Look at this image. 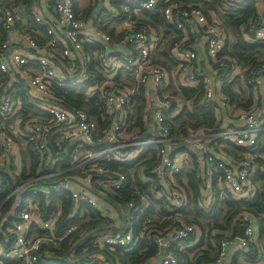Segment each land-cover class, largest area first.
Masks as SVG:
<instances>
[{"label":"built area","instance_id":"1","mask_svg":"<svg viewBox=\"0 0 264 264\" xmlns=\"http://www.w3.org/2000/svg\"><path fill=\"white\" fill-rule=\"evenodd\" d=\"M121 1L137 3L134 12L152 11L160 6L169 26L184 35L191 30L200 32L208 57L213 63L218 60L224 47L222 34L217 24L207 20L201 6L172 0ZM245 1L249 0H221V10H234ZM30 14L28 21L17 8L0 3L1 29L7 34L0 43V188L5 184L4 179L9 185L7 197L0 202V264H37L44 245H57L61 240L54 235L58 211L44 219L37 211L35 199L38 197L45 199L48 206L50 196L67 195L71 200L69 218L87 205L115 222L105 215L108 206L118 209L107 200V193L128 188L129 178L125 171L110 169L111 163H132L127 169L132 179L141 181L154 200L164 202L174 222L163 231L145 232L143 229L141 237L155 235L156 255L152 264H176L172 247L185 242L196 245L200 234L196 225L182 219L181 210L187 208L188 198L174 178L181 170L177 160V140H184L197 152L198 175L203 176L209 170L206 166L215 164L222 172L217 178L222 191L242 201L255 197L258 187L251 178L257 174L261 176L264 167L258 166L249 153L235 158L226 157L220 149L214 150L218 143H229L247 151L256 145L258 135L264 131V122L253 110L232 112L226 97H221L216 112L234 113L242 125L240 128L210 135L202 130H187L176 139L164 122L171 112V103L166 97L159 96L168 86V73L165 68L151 63L152 52L160 38L155 39L146 29H136L132 18L125 19L121 32L125 34L123 43L127 52L120 60L118 47L114 51L104 49L98 58L101 80L97 82L88 71L90 59L84 44L104 47L110 43V35L103 30L86 31L84 22L75 15L74 0H32ZM37 25L44 27L45 38L35 30ZM245 35L251 41H264V21L250 24ZM17 38L19 41L14 42ZM174 51L181 56L179 73L185 81L196 86L202 84L205 102L214 98L209 76L202 74L194 63L195 53L183 50L180 45L174 46ZM260 76L264 77V65L249 72V83H256ZM120 77L122 79L118 81ZM64 89H85V96L89 98L97 95L111 124L99 129L86 112L66 107L63 97L58 95ZM139 89L145 91V113L151 119L148 129L142 133L130 130L127 120L132 97ZM149 91L155 93L153 97ZM154 149L157 161L151 164L148 159ZM30 153L36 158L33 173L30 171ZM138 198L128 202L126 207L130 215L141 217L144 209L151 208L152 198L142 194ZM10 199L12 205L2 213L1 207ZM95 199L108 206L95 203ZM199 205L208 208L206 200ZM239 222L245 226L244 238L234 236L222 240L211 264H234L227 261L229 251L248 253L256 236L254 220L251 215L242 214ZM125 227H128L127 231L96 237L93 236L98 232L90 235L91 232L92 248L97 251L128 248L134 238L131 223H126ZM74 229L70 226L63 236ZM98 255L102 254L92 253L84 264H100L95 261ZM102 264L110 263L105 258Z\"/></svg>","mask_w":264,"mask_h":264},{"label":"trees","instance_id":"2","mask_svg":"<svg viewBox=\"0 0 264 264\" xmlns=\"http://www.w3.org/2000/svg\"><path fill=\"white\" fill-rule=\"evenodd\" d=\"M172 1L182 2L186 5L189 3L199 4L202 0ZM255 2V0L245 1L238 5L234 10L228 11L226 9H218L222 8L221 0H208L206 3L203 2L204 5H207L208 11L219 14V27L222 29L223 33L226 34V40L231 38L230 42H225L223 50L218 55L216 64H212V68L215 71L217 77L216 80L219 81L221 94L226 97L227 103L234 109L249 110L254 90L252 85H249L248 83L249 72L264 65V41L255 40L248 43L244 40V34L248 26L250 24H258L260 20ZM0 3L5 4L7 7L17 8L22 16L30 21L29 17L31 15L32 0H1ZM118 5L119 7H122V4L119 2ZM137 6V3L127 4V9L130 11L129 14H132L131 18L136 23V29H146L149 33L154 31L159 33L161 31L163 34V46L160 55L164 58V61H160L157 58V55L153 54L157 48L161 47L159 44L152 52L151 63L163 68L166 67L165 69L168 71L169 66L166 60L168 59V54L172 47L183 44L184 48H189L191 44H194L195 36L189 35L188 38L185 39V35L182 32L169 26L163 19L160 6L152 11L141 10L139 15H136L133 9L137 8ZM204 13L207 20L211 21L208 12L204 10ZM125 17L126 15L119 16V18L114 21L122 22ZM103 29L110 35V43L120 42L125 35L122 32H115L113 28L107 29V25L106 28ZM35 30L41 33L42 36L45 35L44 27L37 25ZM35 34L36 32L32 33L33 36ZM6 36L7 34L1 29L0 21V43L5 40ZM43 40L44 39H40V41ZM98 51V55H100L104 52V48H99ZM233 61H235V64L247 68L244 72V76L242 75L247 83L245 88L248 90V98L245 102L240 99L238 93L234 90L235 86H238L240 87L238 89L241 91L240 96L243 94L242 87L239 83V76L232 78V71L234 70L232 66ZM93 62L90 58L88 71L90 72L91 77L99 82L101 80V74L97 67L98 56L97 59H93ZM159 94L160 98L166 97L171 103V112L166 115L164 122L165 125L168 126L170 134L173 137L181 136L185 134L187 130H202L203 133L208 135L223 131V128L216 119V100L212 98L208 102L204 101L201 83L197 85L196 89L180 87L179 92L169 91L167 87L165 91H162ZM58 95L63 97V104L66 107L70 109H80L86 112L89 118L97 123L99 129L107 128L111 124V118L106 113V108L97 95L89 98L85 96V89H64L60 90ZM186 101H191L189 105L190 107L184 105L179 113H175V110L178 108V103H186ZM146 106L145 91L139 89L132 97L131 107L127 113L130 130L136 129L142 133L148 129L147 127L149 126L151 119L149 114L145 113ZM212 144H214V141L211 142V145ZM231 147L232 149L229 153H232L235 158L243 157L245 153H249L253 156V161L258 166L264 165V158H259V155L264 157V131L258 135L256 145L249 151L239 149L235 146ZM214 150H216V148H214ZM29 156L31 163L30 171L33 173V169L36 165V158L32 153H30ZM156 161L157 153L154 149L150 151L148 163L155 164ZM197 163L196 156L192 154L191 162L187 167L185 166L186 168L184 167L185 169H183V175L186 178V183L190 192L186 189L188 205L187 208L182 209L181 212L183 215L182 219L185 223H192L200 229L201 238L197 245L192 248H190L189 242L177 244L172 247L173 253L176 257V264H211L214 262L218 255L220 242L238 234V231L242 226V223L239 222V217L242 214H249L258 219L260 223V236H264V173H262L261 176H258V174L255 175L254 181L259 184L258 192L255 197L250 201H242L230 195L227 191H222L217 187L216 179L222 175V172L217 169L215 164L207 165L206 167H209L212 171L213 199L211 207L205 209L199 205L203 200L200 189L203 187L204 182L203 178L197 175ZM131 166L132 163L125 165L111 163L108 165L112 170L127 172L129 178L128 188L126 187L121 191L107 193V200L112 204L119 202L126 206L127 203L132 200H139V194L152 198L149 191L147 192L145 190L147 188L142 185V182L132 179L131 175L128 173L127 169ZM174 178L175 181L177 179L178 182H181L180 173ZM6 180L7 179H4L5 184L0 188V202L4 201L9 193V185ZM35 201H38L37 211L44 219H49L53 213L58 211V219L54 224V235L57 238H61L57 245L50 243L44 245L39 253L37 264H84V261L87 260L92 253H101L110 264H152V260L156 255V246L154 244L155 235L151 234L150 238L145 237V235L141 237V232L143 229L145 232H152L154 230L158 231V229L163 231L174 222L168 209L165 208L164 202L156 201L152 198L151 208L144 209L143 216L140 217L138 216L139 214H133V216L127 214L121 215L126 220V223H131V230L134 238L131 246L128 248H114L112 250L105 249L97 251V249L92 248L91 246V239L93 237L115 231H127L128 227H125V229H122L121 226L118 228L115 227L114 221L109 220L107 217H103L98 209L87 205L82 206L78 209L74 217L69 218V213L71 212V200L67 195L50 196L48 206H46V201L43 198L38 197ZM11 205L12 199L5 202L1 207L2 213H6ZM114 205L117 206L116 204ZM70 226H74L75 229L70 234L63 236ZM95 230H100L97 235L88 237L82 241ZM76 244L78 245L75 247ZM250 249L251 248H249V250ZM253 256L256 257V254H253Z\"/></svg>","mask_w":264,"mask_h":264},{"label":"crops","instance_id":"3","mask_svg":"<svg viewBox=\"0 0 264 264\" xmlns=\"http://www.w3.org/2000/svg\"><path fill=\"white\" fill-rule=\"evenodd\" d=\"M202 1L204 3L208 2V0H202ZM255 1H256L255 5H256L257 11H258L259 19H260V21H264V0H255ZM118 2L122 4V7H119ZM205 6H206V11L209 14L210 20L212 22L213 21L216 22V24L217 23L220 24L219 14H217L216 12L213 13V12L208 11L206 4H205ZM74 8H75L77 18L84 22V24H85L84 29L86 31H93L94 29L102 30L103 28H106V25H107V29L113 28L115 30V32L120 33L123 29L124 20L132 17V14H129L130 11H128V9H127V3L124 1H121V0H74ZM218 9L221 10L220 8H218ZM139 12L140 11L134 12V13L136 15H139ZM122 15H126L125 19L122 22H115L114 21L115 19L119 18V16H122ZM218 24H217V26H218ZM218 28H220V27H218ZM219 30H221L220 32L222 34V42H223V46H224L225 42L231 41V38L226 40V37H227L226 34L223 33L222 29H219ZM103 31L106 32V30H104V29H103ZM150 35L152 37H154L155 39L160 38L158 45L160 44L161 47L157 48L153 54L157 55V58L160 61H164V58L160 55L161 51H162V46H163V43H162L163 34L161 33V31L159 33H156L154 31V32H151ZM189 35L195 36L194 44H191L189 48H184L183 45H180V46H182V49L185 51L186 50L187 51H193L195 53V55H196V57L194 59L195 65L202 71L201 72L202 74L209 76L211 83H212V86L214 88V99L216 100V108H217L220 105L221 97H225V96L222 95L220 92L219 81L216 80L217 77L215 75V71L212 68L213 62L211 61V59L208 57V55L206 53L204 36L201 35V33L198 31H195V30L192 31L191 30L188 33V35L185 34L184 38L187 39ZM244 40L247 41L248 43L253 42V41L249 40L245 34H244ZM18 41H19V38L15 39L14 42H18ZM101 46L102 45H95V44L84 45V51L88 55L89 59L91 58L92 62H93V59H97V56L99 58V56L102 55V54L98 55L99 48H102V49L104 48L106 51H114L115 47H118V57L120 56L119 57L120 60L122 59L123 55L126 54V52H127L126 51L127 49L123 43V39L118 43L111 42L104 47H101ZM14 47H17L19 49L24 48L21 45L20 46L15 45ZM20 51H23V50H20ZM153 57H154V55H153ZM166 62H168L167 64L169 66V70L167 71V73H168V86L167 87H168L169 91L179 92L180 87L189 88V89H196L197 86L195 84L186 82L185 79L179 73V68H180L179 65L182 62V59H181V56L176 51H174V47H172V49L170 50V53L168 54V59L166 60ZM232 66L234 69L232 71V78L239 76V83H240V86L242 87L243 94L240 96L241 91L238 89V88H240L238 86H235L234 90L236 91V93H238L240 99H242V101L245 102V100H247V98H248V95H247L248 90L245 88L247 83L245 82V79L243 78V76H242L243 74L240 71V69H242L245 72L247 70V68L242 67L241 65L235 64V61L232 62ZM121 79H122V77H120L118 79V81H121ZM249 85H252V87L254 89L252 102H251V106L249 109L253 110L256 117H258L260 120H262L264 122V77H261V76L258 77L256 83H254V84L249 83ZM150 92L151 91H149L150 97H153V95L155 93L152 91V94H151ZM148 102H150V101H148ZM190 103H191V101H186V103L179 102L178 103L179 109L175 110V111H177L176 113H179L181 108L184 105L189 106ZM230 110L233 112V111H237L238 108L234 109L231 107ZM216 119L220 123V125L224 131L225 130L231 131L233 129H238L242 126L237 122V119L235 118L234 113L229 114L228 111L224 112V111L220 110L219 113L216 112ZM231 128H233V129H231ZM175 138L178 139V138H180V136L175 137ZM177 141H178L177 160L181 165V170H180V181L181 182H178L177 179H176V182L181 185V187L183 188V190L185 192H186V189H187V191L190 192V189L186 183V178L183 175V171H184L183 169H185L188 166V164L191 162L192 154L195 155L197 152L194 151L193 149H190L189 145L184 140H182V141L177 140ZM231 146L232 145H230L229 143H223V144L218 143V145L215 148L217 150L218 149L222 150V153L226 157H231V156H234L232 153H229V151L232 149ZM223 147H224V149H223ZM259 158L263 159L264 157L259 155ZM262 167H264V165ZM198 176H200V175H198ZM200 177L203 178V182H204L203 187L200 189V193L202 195L203 200H206V202L208 204V208H210L212 205V199H213V193H212L213 177H212V171L210 170V168H209L208 172H206L203 176H200ZM254 178H255V176H253L251 178L252 183L255 182ZM256 178H258V177H256ZM255 183H257V184H255ZM255 183L254 184L257 187H259L258 182H255ZM216 185L218 187L217 179H216ZM257 190H258V188H257ZM186 194H187V192H186ZM200 206H202V205H200ZM208 208H205V209H208ZM155 209H159V208H155ZM105 210L108 213L113 212V209H105ZM251 218L254 220L255 233H256V236L253 239V241L249 247L251 249L248 251V253H243L242 251L236 252V250L229 251L228 252V259H227L228 262L231 261L234 264H264V236H260V223H259L258 219L254 218L253 216H251ZM200 238H201V232L199 234L198 242H199ZM197 243H196V245H197ZM196 245H190V248L195 247ZM253 254H256V257H254ZM97 258H98V260H96V261L100 262V264H102V262L105 260V257L102 255H100V256L98 255Z\"/></svg>","mask_w":264,"mask_h":264},{"label":"rangeland","instance_id":"4","mask_svg":"<svg viewBox=\"0 0 264 264\" xmlns=\"http://www.w3.org/2000/svg\"><path fill=\"white\" fill-rule=\"evenodd\" d=\"M197 5H199V6H201V8L203 9V11L204 10H206V6L204 5V3H203V1H200V3L198 4V3H196ZM188 5H195V4H192V3H189ZM214 22V21H213ZM215 24H216V22H214ZM218 24V23H217ZM218 27H219V24H218ZM220 29V28H219ZM221 31V30H220ZM240 71L242 72V74H243V76H244V71L242 70V69H240ZM95 203H97V204H101L102 202L101 201H99L98 199H95ZM114 204H116L117 205V207H118V209L120 210V212H119V210H117V209H113V211H115L116 210V212H112V213H107V214H105L106 216H111L112 217V219H115V227H120V224H121V228H122V225H123V221H125V223H126V220L124 219V217H122L121 215H123V214H127V215H130V210L129 209H127V207L125 206V205H123V204H121V203H119V202H116V203H114ZM102 205H104V206H108L107 204H104V203H102ZM106 209H111L109 206L108 207H106ZM105 211V210H104ZM113 221V220H112ZM243 226V225H242ZM95 231H100V230H95ZM105 231V230H104ZM106 234H108V233H106ZM236 236H238V234L236 235ZM96 260H98V258H96ZM95 260V261H96ZM98 263H100V262H98Z\"/></svg>","mask_w":264,"mask_h":264},{"label":"water","instance_id":"5","mask_svg":"<svg viewBox=\"0 0 264 264\" xmlns=\"http://www.w3.org/2000/svg\"><path fill=\"white\" fill-rule=\"evenodd\" d=\"M150 93L152 94V91H151ZM125 224H126L125 221H123V227H122V229H125ZM244 231H245V226H241V228H240V230H239V232H238V237H239V238H242V239L244 238ZM97 232H99V231H94V232H92L90 235L96 234ZM90 235H88L87 237H89ZM1 236H2V234L0 233V237H1ZM87 237H86V238H87ZM83 240H85V238H84ZM83 240H82V241H83ZM78 244H79V243H78ZM78 244H76L75 247H76ZM75 247H74V248H75ZM74 248H73V249H74ZM73 249H72V250H73Z\"/></svg>","mask_w":264,"mask_h":264}]
</instances>
